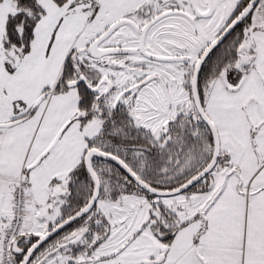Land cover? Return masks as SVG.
<instances>
[{"label":"snow or ice","instance_id":"snow-or-ice-1","mask_svg":"<svg viewBox=\"0 0 264 264\" xmlns=\"http://www.w3.org/2000/svg\"><path fill=\"white\" fill-rule=\"evenodd\" d=\"M0 264H264V0H0Z\"/></svg>","mask_w":264,"mask_h":264}]
</instances>
